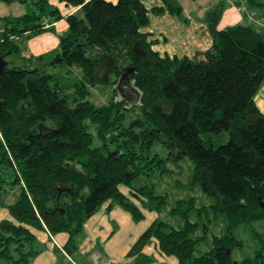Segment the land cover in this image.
I'll return each mask as SVG.
<instances>
[{
  "label": "trees",
  "instance_id": "1",
  "mask_svg": "<svg viewBox=\"0 0 264 264\" xmlns=\"http://www.w3.org/2000/svg\"><path fill=\"white\" fill-rule=\"evenodd\" d=\"M31 2L33 11L0 30L3 58L21 50L23 34L47 31L62 18L67 28L56 48L29 56L28 67L6 63L0 74V193L6 186L19 187L17 200L7 206L13 221H0V257H11L12 244L20 250L22 241H34L32 226L66 232L64 250L71 254L86 220L109 199L134 220L143 218L119 184L163 165L157 154H150L160 141L175 146L178 157L187 156L194 164L193 180H204L218 196L227 233L194 256L200 240L193 236L194 223L186 220L174 228L155 220L128 256L147 263L142 249L155 239L177 264H264V244L239 262L231 256L236 242L232 229L264 217V112L255 102L264 81V33L242 24L217 30V11L209 18L212 42L207 50L194 57L161 56L152 49L156 41L142 31L149 14L141 0H63L70 8L64 14L48 0ZM165 8L181 14L178 5ZM165 8L151 10L160 14ZM65 65L79 78L62 82L61 74L47 71ZM125 71L140 96L130 107L113 88ZM97 84L109 85L112 92L101 105L89 99ZM130 110L137 112L125 124ZM223 132L227 140L215 146L212 135ZM201 134L210 135L203 139ZM58 186L69 191L58 193ZM134 190L152 204L157 200V207L164 201L152 186ZM192 206L193 199L178 200L174 210L186 217Z\"/></svg>",
  "mask_w": 264,
  "mask_h": 264
},
{
  "label": "rangeland",
  "instance_id": "2",
  "mask_svg": "<svg viewBox=\"0 0 264 264\" xmlns=\"http://www.w3.org/2000/svg\"><path fill=\"white\" fill-rule=\"evenodd\" d=\"M48 1L52 8H59L63 14L69 11V7L64 4L63 0ZM142 1L147 6L149 17L154 23L155 19L160 15L153 12L151 10L152 7L164 5V3L165 5L168 3L178 5L181 0ZM186 1H191V4H193L198 0ZM222 4H226L224 0L218 3L212 0L204 1L202 8L207 10L204 19L206 21L209 18L213 19V15H217L218 8ZM33 10L34 5L31 0H0V30L4 29L5 26L12 25L17 18ZM165 15L176 19L174 24L180 25L177 34L184 35V29L189 25L187 23L188 20L185 19L186 16L182 12L178 15L171 11H167ZM6 19H10L12 22H8ZM47 32L53 36L56 34L54 30H47L36 34L21 35L19 37L21 50L5 55L4 60L10 66L28 67L27 58L29 56L47 52L43 51L41 47L43 35ZM60 35L56 34L57 44L54 48L58 46ZM173 36L180 35L174 34ZM68 70L71 71V67L66 65L47 68L50 73L61 74L62 82H69L79 78V72L76 71V74H73L69 73ZM129 74L127 73L113 88L116 86L117 97L125 100L130 107L138 103L139 93L134 88L132 81H130ZM263 90L264 84L262 83L255 95L256 101L260 104H264ZM89 92V99L96 105L108 102L112 94L109 85L105 84H97L90 88ZM136 112L137 110L127 111L124 123H128ZM46 123L53 125L54 122L49 120ZM209 135L201 134V137L206 139ZM226 140L227 134L225 132L220 135H212V142L215 146ZM150 154H157L158 158L163 160V165L155 170L150 169L135 176L130 180L129 184H119L120 191L144 213L143 218L134 220L121 204L109 199L99 207L92 215V218L86 220V223L92 228L86 229L82 227L81 232L75 236L76 247L70 255L65 252L64 248L62 249L61 245V238L66 237V235L68 237L66 232L50 233L46 228H35L32 226L30 230L34 234V241H22L23 244L20 246V250L16 249L18 245L12 244L10 246L11 257H0V264H139L135 257L124 256V254L133 241L154 220L163 221L174 228L183 227L186 220L194 223L196 229L193 232V236L200 238L195 246L194 256L210 250L213 246V238L227 233L228 222L219 206L218 196L214 192L209 191L205 186L204 180L196 182L193 180V162L185 155L178 157V149L175 146L169 147L158 141L152 146ZM161 169L163 170L162 172H160ZM7 177L8 175L5 176V182H8ZM142 186H152L155 194L164 197V201L159 207H157V200L152 204L147 196L141 195L134 190V188ZM18 196V185L6 186L5 191L0 193V218L9 216L7 206L13 204ZM188 199H193V206L187 216L183 217L176 213L174 209L178 200ZM232 232L236 242L231 248V256L235 261L239 262L246 257L252 256L264 244V217L252 221L250 224H239L232 229ZM3 247V244H0V251ZM29 251L33 252L27 254ZM162 254L171 257V259H176L173 255ZM150 262L143 264H151Z\"/></svg>",
  "mask_w": 264,
  "mask_h": 264
},
{
  "label": "crops",
  "instance_id": "3",
  "mask_svg": "<svg viewBox=\"0 0 264 264\" xmlns=\"http://www.w3.org/2000/svg\"><path fill=\"white\" fill-rule=\"evenodd\" d=\"M110 1H116V0H110ZM204 1H209V0H198L197 2H194L193 4H191V1H186V0H181L180 2H178V6L181 8V12L186 16L185 19L188 20L187 23H189V25L184 29V32H185L184 35L177 34L178 33L177 30L180 29V25H178L177 23L174 24V21H176V19L172 18L169 15H165L166 12L169 11L167 8H165L166 7L165 3L164 5L154 6V7H164L165 9L162 13L159 14L160 16H158L157 19H155L154 23H152L149 17V24L146 27L142 28V31L148 34V38H147L148 40L153 39L156 41L152 45V49L154 51H157L161 56L168 55L169 57H173V56L194 57L197 52H203L207 50L211 46L212 39H211L210 30H209V20L206 21L204 19L205 13L207 12V10H204L202 8ZM212 1H215V3L216 2L218 3L219 1H223V0H212ZM224 1L226 4H222L218 8V16L215 18V21H213V24L215 25L217 30H222L227 27L238 25V24L250 25V23L248 22L247 16L243 13V11H241L238 8L237 5L232 4L229 0H224ZM263 7L264 5H254V6H251L250 9H252L254 13L255 20L260 22V24H257L256 26H253V27L264 33ZM164 16H167V17H164ZM66 28H67V22L65 18H62L50 24L48 30H51V31L54 30L56 31V34L60 35L64 33ZM56 34L55 36H53L51 33L47 32L43 35L44 37L41 41V47L43 51L44 50L48 51L55 47V45L57 44ZM174 34L180 35V36H173ZM166 42L168 43L165 44ZM263 84H264V81H263ZM255 102L257 106L260 108V110L264 112V104H260L259 102L256 101V99H255ZM89 218H92V215ZM4 219L10 220V221L13 220L10 215L4 218L1 217L0 221ZM83 227H85L86 229L92 228L86 222L84 223ZM91 230L93 231V229ZM98 231L100 230L98 229ZM95 233H98V232H95ZM138 237L133 241V243L138 239ZM67 239H68L67 235L66 237L61 238L62 249L64 248V245L66 244ZM133 243L131 244V246L133 245ZM131 246L129 247V249L131 248ZM129 249L124 254V256H128ZM142 255L149 257L150 259L149 261H151L150 262L151 264H177V259H171V257L165 256L162 254V252L160 251L158 247L157 241L155 239H151L150 242L144 246V248L142 249ZM133 257H135L137 261L136 256H133Z\"/></svg>",
  "mask_w": 264,
  "mask_h": 264
},
{
  "label": "built area",
  "instance_id": "4",
  "mask_svg": "<svg viewBox=\"0 0 264 264\" xmlns=\"http://www.w3.org/2000/svg\"><path fill=\"white\" fill-rule=\"evenodd\" d=\"M232 4H235L238 6V8L243 11V13L247 16L248 22L252 26H256L257 24H260L259 21H256L254 18V13L252 9L247 5L246 0H229Z\"/></svg>",
  "mask_w": 264,
  "mask_h": 264
},
{
  "label": "water",
  "instance_id": "5",
  "mask_svg": "<svg viewBox=\"0 0 264 264\" xmlns=\"http://www.w3.org/2000/svg\"><path fill=\"white\" fill-rule=\"evenodd\" d=\"M6 63L7 62L4 60L3 56L0 53V74L3 73L4 68L6 66ZM127 73H129V72L125 71L124 74L119 78V80H121ZM129 77H130V74H129ZM115 88H116V86H115ZM139 98H140V96H139ZM138 102H139V100H138ZM57 191H58V193H61L62 191H69V188L68 187H65V186H58L57 187ZM260 205H261V207L263 209V213H264V201H262L260 203ZM62 212H64V210H62ZM229 252H230V250L228 249L227 250V253H229Z\"/></svg>",
  "mask_w": 264,
  "mask_h": 264
}]
</instances>
